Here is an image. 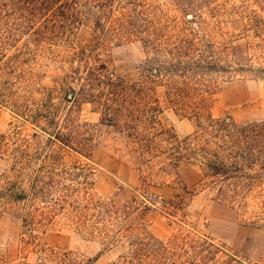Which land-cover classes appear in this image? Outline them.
<instances>
[{
	"label": "rangeland",
	"instance_id": "rangeland-1",
	"mask_svg": "<svg viewBox=\"0 0 264 264\" xmlns=\"http://www.w3.org/2000/svg\"><path fill=\"white\" fill-rule=\"evenodd\" d=\"M190 1L194 6L187 13L176 0H143L144 15L4 16L11 36L0 24V264H36L42 247L111 264L128 243L117 236L104 239L100 230L113 234L129 224L162 242L175 240L191 250L197 245L198 264H264V187L246 207L233 209L200 185L196 166L165 174L161 158L147 163L140 147L146 132L154 130L141 126L128 136V130L101 118L116 108L123 120L129 122L130 114L140 118V84L154 54L147 37L154 40L153 49L188 39L233 69H264V0ZM255 73L259 76L219 73L206 99L210 116L264 120V72ZM111 82L125 87L124 93L116 96ZM133 82L135 90L129 89ZM163 91L157 89L160 126L179 138L191 134L195 119L176 112ZM155 142L165 145L158 137ZM35 177L59 180L68 191L57 194L76 197L79 207L77 220L68 216L72 207L66 205L67 213L54 216L46 232L31 241L22 234L20 203L4 195L6 181H23L26 187L25 180ZM169 199L181 208L166 210L163 202ZM102 202L132 209L104 225L95 211ZM61 204L56 200L55 207ZM74 221L98 231H77Z\"/></svg>",
	"mask_w": 264,
	"mask_h": 264
},
{
	"label": "trees",
	"instance_id": "trees-1",
	"mask_svg": "<svg viewBox=\"0 0 264 264\" xmlns=\"http://www.w3.org/2000/svg\"><path fill=\"white\" fill-rule=\"evenodd\" d=\"M176 2L184 13L190 12L194 6L190 0ZM146 7L143 0H0V24L11 36V27L5 15H144ZM66 27L67 31L70 30V25ZM147 42L154 54L148 58L151 63L149 75L140 84L143 99L140 118L132 120L133 115L130 114L129 122L123 120L120 109L116 108L113 113L102 112V120L117 129L125 128L128 136L136 135L141 126L154 130L152 133L146 132L143 137L146 142L140 147L141 153L148 158L147 163L152 158H161V171L165 174L177 171L182 165H194L199 170L200 185L212 191L219 201L233 209L246 207L251 197L264 187V120H236L230 115L212 118L206 99L210 90L217 85L219 73L227 74V78L237 71H249L259 76L255 72H264V69L254 70L243 65L233 69L216 52L208 50L198 41L181 39L171 48L157 49H153L155 42L151 37H147ZM110 85L114 86L116 96L124 93L125 87L112 82ZM137 86L138 83L133 82L129 89L135 90ZM158 88L164 89L165 99L176 112L195 119V129L191 134L179 138L166 133L160 126L158 116L162 110L157 97ZM157 137L164 142V146L157 145ZM25 181L26 187L23 181H6L4 196L20 203L22 234L28 235L31 241L40 232H46L54 216L67 213L64 212L66 205L72 207L68 210V216L77 220L79 205L76 197L70 200L72 195L57 194L68 191L66 185L52 178L45 180L35 177ZM145 184L146 178L142 180V185ZM184 193L189 194L186 190ZM52 194H57L55 201H52ZM180 196L176 194V197ZM56 200L63 203L58 204V208L55 207ZM82 200L89 205V198L83 197ZM48 202L53 205L49 206ZM164 203L166 210H178L182 206L181 203L175 205L171 199ZM126 206L116 208L107 203H98L95 209L98 222L112 225L124 219L132 209ZM74 223L77 231H98L94 225ZM116 231L112 234L100 230L99 235L109 241L116 236L127 240V251L111 264H198V260H195L197 245L191 250V245L180 247L175 240L162 242L132 224L127 228L118 226ZM93 260L71 250L42 247L40 262L36 264H92Z\"/></svg>",
	"mask_w": 264,
	"mask_h": 264
},
{
	"label": "water",
	"instance_id": "water-1",
	"mask_svg": "<svg viewBox=\"0 0 264 264\" xmlns=\"http://www.w3.org/2000/svg\"><path fill=\"white\" fill-rule=\"evenodd\" d=\"M155 70H153V72H154Z\"/></svg>",
	"mask_w": 264,
	"mask_h": 264
}]
</instances>
